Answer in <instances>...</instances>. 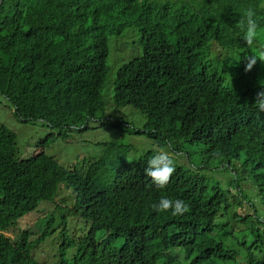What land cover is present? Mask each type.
Wrapping results in <instances>:
<instances>
[{
	"label": "trees",
	"instance_id": "1",
	"mask_svg": "<svg viewBox=\"0 0 264 264\" xmlns=\"http://www.w3.org/2000/svg\"><path fill=\"white\" fill-rule=\"evenodd\" d=\"M260 2L0 0V96L16 119L40 121L63 137L97 119L126 133L131 115L118 110L131 107L140 126L133 134L156 149L169 140L196 145L203 161L236 173L237 189L207 181L181 156L158 189L144 175L155 151L127 161L115 157L114 144L87 166L65 168L42 147L19 159L16 135L0 125V264H45L41 241L56 210L90 225L73 257L63 254L56 264H264V217L242 214L253 203L264 211V113L254 105L264 62L245 71V57L264 53V29L259 55L239 26L248 11L260 13ZM123 34L135 38V54L115 47ZM108 58L122 64L112 71ZM243 173L254 190L249 201ZM66 190L71 198L56 201ZM161 198L182 200L187 211L155 210ZM41 203L52 208L41 212L36 234L19 227L6 235Z\"/></svg>",
	"mask_w": 264,
	"mask_h": 264
},
{
	"label": "rangeland",
	"instance_id": "2",
	"mask_svg": "<svg viewBox=\"0 0 264 264\" xmlns=\"http://www.w3.org/2000/svg\"><path fill=\"white\" fill-rule=\"evenodd\" d=\"M123 42H115V47L118 51L122 50L124 54H135V38H131L127 34L121 36ZM117 37L110 39V57L116 55V51L112 50V43ZM122 44V45H121ZM113 52V53H112ZM113 59V63L110 62L108 58V65L112 71L116 70L117 66L122 63H117ZM114 68V69H113ZM110 83H106L105 89L108 93L109 88H111ZM133 108L128 107L125 109H119L118 112L124 115H131L126 122L129 123L127 132L120 131L118 128L109 127L107 125H99L100 121H92L89 123L90 128L86 130H73L68 132L66 137L58 136V133L51 130L45 124L40 121L32 122H22L16 119L12 114V108L9 102L0 96V125H4L6 128L11 130L16 135V154L15 156L19 159H25L36 154L40 147L46 155L53 157L59 165L68 168L71 164H86V166L96 160L105 157V149L108 144H114L118 146V153L116 156L125 157L127 161H136L144 153L150 151L154 153L156 147L155 145L144 137V135L133 134L135 126V114L132 112ZM181 158L178 162H188L191 169L207 179V181H213L218 183L223 189H227L231 184L232 179L236 173H233L228 167H220L221 163H211L212 161H203L202 155L199 154V149L196 145L189 142H181ZM193 152H195L193 154ZM172 153V152H170ZM190 154L189 160H187L186 155ZM177 157V156H176ZM185 158V159H183ZM177 159V158H176ZM175 159V162H176ZM113 157H108V162L111 163ZM115 161V159H114ZM201 161V162H200ZM85 166V167H86ZM235 169V167H234ZM242 181L240 183L242 191L246 194L248 201L254 198L253 187L247 174L243 173ZM219 181V182H218ZM233 184H236L235 182ZM234 195H237L233 191ZM71 191L66 190L60 192L56 197V201H61L64 196L71 198ZM232 198H229L231 201ZM232 203V202H230ZM254 208L250 213L255 211L259 215H263L264 211L258 207L257 203H253ZM52 207L50 203H41L38 209L27 217L20 219L17 222V230L7 232L6 235L9 237H14L19 233L18 228L21 227L24 230L30 231L32 233H37V226L43 221L45 213H41L50 210ZM234 211L233 205H231L230 210ZM60 210H56L55 216H50L47 222L46 236L41 241V248L43 249L42 254L39 256L40 261H46L45 264H53L60 259V256L65 254L67 259H71L73 255L79 250V240L83 235L88 234L90 230V225L86 223L83 219L75 215H65L64 213H58ZM242 215V214H240ZM104 235V232H97V238ZM65 243L69 246H65ZM63 244V245H61ZM39 249V248H37ZM56 262L54 264H56Z\"/></svg>",
	"mask_w": 264,
	"mask_h": 264
},
{
	"label": "clouds",
	"instance_id": "3",
	"mask_svg": "<svg viewBox=\"0 0 264 264\" xmlns=\"http://www.w3.org/2000/svg\"><path fill=\"white\" fill-rule=\"evenodd\" d=\"M259 5L261 9L260 13L255 17L254 12L248 11L246 13V23L244 20H241L239 26L244 31V42L246 45L249 47L253 45L260 55V42L259 39H257V35L258 27H260L261 30L264 29V0H261ZM245 59L247 60L245 71H251L258 60L264 62V53H261L260 58L255 55H250L245 57ZM261 87L264 88V83H262ZM254 105L259 110V112L264 113V90L259 91L256 94ZM169 142V145L165 149L158 148L155 150V154L147 161V167L144 169V175L150 178L152 184H154L158 189H165L168 186L173 174L176 171V156H181L182 153V151L178 150V146L180 145L179 142H173L172 140H169ZM226 191L233 193V191L237 192V189L232 187L230 184ZM230 202H232V200L229 201V203ZM152 207L155 210L161 212H167L171 210L172 215H182L187 211V205L184 203V201H174L168 198H161L158 204H154ZM251 210V208L245 209L242 214L252 216L257 214L255 211L250 213ZM259 216L264 217V213L263 215ZM257 226L260 228L263 227L261 224H258Z\"/></svg>",
	"mask_w": 264,
	"mask_h": 264
}]
</instances>
